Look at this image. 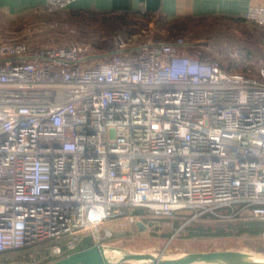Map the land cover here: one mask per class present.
Returning a JSON list of instances; mask_svg holds the SVG:
<instances>
[{
	"label": "built area",
	"instance_id": "2783aa9c",
	"mask_svg": "<svg viewBox=\"0 0 264 264\" xmlns=\"http://www.w3.org/2000/svg\"><path fill=\"white\" fill-rule=\"evenodd\" d=\"M244 18L264 29V6ZM226 51L182 38L1 46L0 255L63 259L85 237L105 248L112 220L180 211L264 223V65Z\"/></svg>",
	"mask_w": 264,
	"mask_h": 264
},
{
	"label": "rangeland",
	"instance_id": "374dc122",
	"mask_svg": "<svg viewBox=\"0 0 264 264\" xmlns=\"http://www.w3.org/2000/svg\"><path fill=\"white\" fill-rule=\"evenodd\" d=\"M122 17H124L123 22H105L101 16L97 15L78 17L65 10L57 13L42 10L35 15L13 19L10 23L8 19L2 18V22L11 30L7 42H21L38 49L76 43L89 46L97 52L106 53L114 39L118 37L133 38L137 41L166 42L182 38L189 43L205 47L208 54L214 57L220 56L218 59L225 58L223 62L225 60L229 62L225 56L226 50L233 49L237 50L241 57L247 60L249 58V61L258 60L264 65V29L245 18L242 21L221 17L187 19L179 25L171 26L161 19L124 15ZM114 27H122V29L115 33ZM190 215L189 211H180L172 220L147 219L142 224L144 225L142 231L136 225H127L123 219H116L105 223L100 229V234L103 235L104 230H109L113 234L110 239L103 242L106 247L128 254H149L161 259L213 251H235L246 253L251 257H264L263 235L249 237L237 235L232 230L233 232H227L230 235L218 237L219 234L216 232L227 231L228 226L237 227L250 222L200 218L186 223ZM91 244L89 237H85L84 246H91ZM107 252L105 253L107 259L120 258V255L109 253L111 251ZM14 254H20L22 261L30 259L29 263H34L36 259L35 254L27 255V253L18 252L8 253L10 256L3 259L12 262ZM59 260L61 259H50L48 264Z\"/></svg>",
	"mask_w": 264,
	"mask_h": 264
},
{
	"label": "crops",
	"instance_id": "0c3cea01",
	"mask_svg": "<svg viewBox=\"0 0 264 264\" xmlns=\"http://www.w3.org/2000/svg\"><path fill=\"white\" fill-rule=\"evenodd\" d=\"M68 12L147 13L149 18L174 21L177 19H208L214 17L244 19L248 9L264 6V0H70ZM45 0H0V47L7 42L10 27L2 18L21 19L42 11Z\"/></svg>",
	"mask_w": 264,
	"mask_h": 264
},
{
	"label": "water",
	"instance_id": "95a60500",
	"mask_svg": "<svg viewBox=\"0 0 264 264\" xmlns=\"http://www.w3.org/2000/svg\"><path fill=\"white\" fill-rule=\"evenodd\" d=\"M136 227L142 231L144 225L136 224ZM110 251L118 250L105 247ZM102 246H92L69 257L56 261L53 264H122L130 260L144 261L141 264H264V262H255L251 260L250 255L235 251H213L205 253H191L182 257L172 259L156 258L149 254H128L124 251L121 259L111 263L104 258Z\"/></svg>",
	"mask_w": 264,
	"mask_h": 264
},
{
	"label": "trees",
	"instance_id": "16d2710c",
	"mask_svg": "<svg viewBox=\"0 0 264 264\" xmlns=\"http://www.w3.org/2000/svg\"><path fill=\"white\" fill-rule=\"evenodd\" d=\"M69 13H71L72 15L78 16V17H82L83 15H97V16H101L105 22H109V21L123 22V18H124V17H122L123 15L124 16H132V17H138L139 16L141 18L149 19V15L147 13H145V14L143 13L142 14L140 12H133V11H131V12L130 11H125L123 13H115V12H112V11L111 12H107V13H98V12H92V11L69 12ZM184 20H186V19H177V20H174V21H171V22L170 21L168 22L166 20H162V21L165 22L167 25L174 26V25L181 24ZM190 20H200V19H190ZM231 20H241L242 21L244 19H231ZM118 24H115V26H118ZM113 29H115V30H113V32L116 33V31L120 32L122 27H119V28H115L114 27ZM110 49H111V47H109L108 51ZM263 228H264V223L263 222H250V223L242 224V225L237 226V227L228 226L227 227V231L219 230V231H216V232L219 234L218 237L228 236L229 233H227V232L228 231H232V230H234L235 234H237V235H246V236H249V237H259L264 232ZM86 247L88 248L89 246H86ZM29 252L31 254H35L36 259H34L35 260L34 263H29L28 261L30 259L22 261L20 254H17V255L14 254V256H13L14 260L12 262L7 261L6 259H3V257L10 256V255H8V253L0 255V257H2V259H0V262H1V264H48L50 262L49 261L50 259H48L46 257V253H45V251H44L42 246H38V247H35V248H26V249H23L21 251H18V253H27V255L30 254Z\"/></svg>",
	"mask_w": 264,
	"mask_h": 264
},
{
	"label": "bare ground",
	"instance_id": "6f19581e",
	"mask_svg": "<svg viewBox=\"0 0 264 264\" xmlns=\"http://www.w3.org/2000/svg\"><path fill=\"white\" fill-rule=\"evenodd\" d=\"M110 251L109 249H106V248H104L103 249V255H104V258L107 260V261H109V262H111V263H114L115 261H118L119 259H121V257H122V255H123V253L121 252V251H118V250H114V251H111V252H109V253H113V254H117V255H120V258H118V259H107L106 258V256H105V253L107 252V251ZM106 251V252H105ZM108 253V252H107ZM153 256V255H152ZM155 257V256H154ZM250 258H251V260H253V261H255V262H264V257H251V255H250ZM168 259H171V258H168ZM126 263H136V264H141V263H145L144 261H132V260H130V261H128V262H126Z\"/></svg>",
	"mask_w": 264,
	"mask_h": 264
}]
</instances>
